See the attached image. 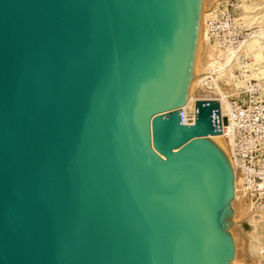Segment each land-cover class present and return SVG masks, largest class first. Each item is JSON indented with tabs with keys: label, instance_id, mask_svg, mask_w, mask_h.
<instances>
[{
	"label": "water",
	"instance_id": "1",
	"mask_svg": "<svg viewBox=\"0 0 264 264\" xmlns=\"http://www.w3.org/2000/svg\"><path fill=\"white\" fill-rule=\"evenodd\" d=\"M202 0H0V264H231L233 170L196 99Z\"/></svg>",
	"mask_w": 264,
	"mask_h": 264
},
{
	"label": "built area",
	"instance_id": "2",
	"mask_svg": "<svg viewBox=\"0 0 264 264\" xmlns=\"http://www.w3.org/2000/svg\"><path fill=\"white\" fill-rule=\"evenodd\" d=\"M237 5L229 1L222 11L211 10L206 20L207 39L219 52L232 54L229 83L219 81L224 89L212 99H224L228 112L223 116L219 108L221 135L228 149V157L236 166L240 179L239 194L253 204L254 210L264 211V90L257 64L241 52V46L251 34L237 16ZM212 73H202L197 79L200 91L212 89ZM211 100V99H207ZM180 122L193 124L195 104L192 109L178 107ZM226 124H223V119ZM229 126V128H227ZM264 256V247L261 248ZM264 264V257L262 263Z\"/></svg>",
	"mask_w": 264,
	"mask_h": 264
},
{
	"label": "rangeland",
	"instance_id": "3",
	"mask_svg": "<svg viewBox=\"0 0 264 264\" xmlns=\"http://www.w3.org/2000/svg\"><path fill=\"white\" fill-rule=\"evenodd\" d=\"M216 1V2H215ZM220 0H202L201 11H203L204 18L206 19L209 12L216 8L217 3ZM236 2L237 11L236 14L243 19L248 25L259 27L264 30V0H230ZM214 6V7H212ZM205 19L202 20V28H205ZM196 55L194 62L193 72L196 75L205 67L208 63L212 62V56H210V44L208 41H197ZM264 46V43H263ZM251 51V50H249ZM256 55V50H253ZM214 53V51H213ZM261 57L263 63L261 65L264 69V47L261 50ZM261 60V59H260ZM209 61V62H207ZM196 71V72H195ZM191 89L192 95L195 97L198 92L197 81ZM224 140V139H223ZM213 141V140H212ZM225 141V140H224ZM223 141L218 143L224 148L226 146ZM214 142V141H213ZM215 143V142H214ZM217 144V143H216ZM226 149V147L224 148ZM237 194V193H236ZM230 207L233 209L231 226L228 228L233 242H234V257L235 264H259L258 247L264 243V223L257 220L249 221L247 217L248 209L246 202L241 198L234 197L230 201ZM236 220L239 222L236 223Z\"/></svg>",
	"mask_w": 264,
	"mask_h": 264
},
{
	"label": "bare ground",
	"instance_id": "4",
	"mask_svg": "<svg viewBox=\"0 0 264 264\" xmlns=\"http://www.w3.org/2000/svg\"><path fill=\"white\" fill-rule=\"evenodd\" d=\"M230 0H220L216 5V8L214 6L215 9L214 10H218V11H222L226 8L227 3ZM216 2V1H215ZM204 11V10H203ZM203 11H201L200 14V23H199V31H198V39L197 41L200 42L201 41H208V44H210V56L211 54H213L212 56V62L208 63L205 67H202V70L200 72H198L196 75L192 74V78H191V82H190V86H189V90H188V94H187V99L185 101V103L182 105L184 108L187 109H192L194 104H195V100L196 99H212L213 97H216L217 94H223L224 89L222 88L221 84L219 81H223L225 83H229V68L227 66H231L232 65V54L230 52H219L218 48L216 47V45L212 44L208 39H207V35H206V20L208 18L205 19L204 18V14ZM236 16L248 27L251 29V34L250 36L246 39V41L242 44L241 46V52L243 54H245L247 57H249L251 59V62L255 63L258 65L259 67V71H260V78L263 81V90H264V69H262L261 65L263 63L262 58H260L262 55L261 50L263 49V43H264V30L261 29L259 27V30L256 27L250 26L248 25L243 19H241L237 14ZM205 19V28H202V20ZM198 43V42H197ZM251 50V51H249ZM253 50H256V53L258 55L255 54V52ZM214 51V53H213ZM261 59V60H260ZM209 62V61H207ZM208 71H211L212 73V89L208 92V91H200L198 90L197 95H195V97L192 95V91L191 89L193 88L192 86H194V83L197 81V79L200 77V75L202 73H206ZM196 72V71H195ZM219 102V101H218ZM219 108L221 110V112L223 113V116L227 115L228 112V103L226 100L221 99V102L219 103ZM223 124H226V119H223ZM227 128H229V126H227ZM208 137L213 140L215 142V144L220 148V150L225 154V156L227 157L231 168L233 170V186H234V197L237 198H241L240 194H239V184H240V179L238 177L237 174V170H236V166L233 162L230 161L229 157H228V149L227 146L226 149L222 148V146L220 144L223 143V141L225 140L223 135L221 134H212V135H208ZM224 139V140H223ZM222 142V143H220ZM225 142V141H224ZM218 143H220L218 145ZM224 144V143H223ZM226 144V142H225ZM237 193V194H236ZM247 205V209H248V213H247V217H249V221H254L257 220L259 222L264 223V211L262 210H254L253 209V204L249 201H247L246 199L242 198ZM239 221L236 220V223H238ZM264 247V243L260 245V247H258V258H259V264L262 263L263 260V255L261 254V248ZM231 264H235V259L233 261H231Z\"/></svg>",
	"mask_w": 264,
	"mask_h": 264
}]
</instances>
